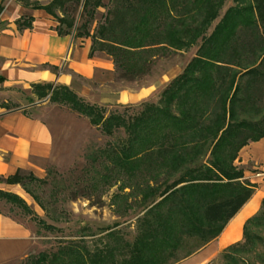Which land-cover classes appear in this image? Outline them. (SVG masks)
Instances as JSON below:
<instances>
[{
	"label": "trees",
	"instance_id": "16d2710c",
	"mask_svg": "<svg viewBox=\"0 0 264 264\" xmlns=\"http://www.w3.org/2000/svg\"><path fill=\"white\" fill-rule=\"evenodd\" d=\"M16 1L52 16L59 35L73 32L76 38H89L90 55H107L119 81L142 79L157 60L184 52L200 39L194 57L159 100L144 103L136 114L107 113L66 86H31L36 100L48 97L50 104L67 107L105 137L123 131L124 140L107 142L88 156L77 178L79 196L90 200L92 194L101 197L115 187L110 201L117 214L135 207H142L143 214L131 243L116 232L106 233L93 246L70 240L30 264H176L214 241L257 190L234 162L244 147L264 139V0H233L234 7L210 34L224 0H115L114 10H107L93 33L90 23L103 0H51L46 5ZM78 5L85 20L76 27L70 8ZM32 21L23 17L15 23L22 31ZM2 183L20 185L49 219L59 221L27 186L47 185V178L17 170L0 177ZM58 195L55 186L49 199L56 201ZM77 196L73 192L67 199ZM0 201L17 207L39 227L55 230L19 196L0 190ZM262 221L264 199L260 213L244 224L241 247L264 244V238L246 230Z\"/></svg>",
	"mask_w": 264,
	"mask_h": 264
},
{
	"label": "crops",
	"instance_id": "0c3cea01",
	"mask_svg": "<svg viewBox=\"0 0 264 264\" xmlns=\"http://www.w3.org/2000/svg\"><path fill=\"white\" fill-rule=\"evenodd\" d=\"M49 1L40 3L46 5ZM23 17H32V26L19 31L15 22ZM56 25V20L44 10L24 7L16 0H0V177L20 170L43 178L46 168L55 161L59 142L52 127L57 119L53 117H72L68 112L42 104L31 106L28 112L23 100L35 98L32 85L66 86L88 101L113 106L140 103L163 83L161 80L114 91L102 82L95 87L97 75L114 73L111 59L101 52L90 55L89 39L76 38L73 32L59 35ZM0 189L28 202L20 185L2 183ZM258 192L261 191L255 192L214 241L176 264H212L227 247L240 242L245 222L258 212L263 200V192L255 199ZM244 210L250 213L235 222ZM36 238L30 222L0 212V264H15L25 258Z\"/></svg>",
	"mask_w": 264,
	"mask_h": 264
},
{
	"label": "rangeland",
	"instance_id": "374dc122",
	"mask_svg": "<svg viewBox=\"0 0 264 264\" xmlns=\"http://www.w3.org/2000/svg\"><path fill=\"white\" fill-rule=\"evenodd\" d=\"M103 5V8L97 10L94 20L90 23L89 28L91 33H93L98 24L103 22L107 10H114L116 4L115 0H103ZM234 5L235 3L233 0H224L218 11L217 18L211 23L207 34L213 31L214 27L223 18L227 10L234 7ZM70 11L75 18V26L78 27L83 20H85L81 6H73L70 8ZM56 13L59 16V13ZM244 34L245 31L240 32V35ZM199 45L200 39L197 40L194 46L184 52H172L168 56L157 60L150 74L136 82L119 81L117 80V75L114 73L109 74L104 72L97 75L93 82L95 87H97L99 82H102L105 83L110 90L114 91L121 88L135 89L154 82L160 83L162 80L163 83L159 84L157 90L140 103L103 106L98 105L94 100V102H92L83 97L81 98L89 104H96L104 107L107 113L125 112L127 115L136 114L141 111L144 103H156L159 100L162 91L176 76L182 73L187 64L194 57ZM41 101L26 97L23 100V105L29 112L31 111V106L41 105L38 104ZM42 105H48L72 114V117L69 119L53 117V120L57 119V122L54 121L52 127L59 138L57 149L55 150V161L46 168L45 176L43 178H38H47L49 184L40 187L34 183L27 185L30 190L41 197L50 211L55 212L59 221L55 222L49 219L45 215V212L23 188L28 202L21 196L19 197L26 202L39 218L44 220L47 224L52 225L55 229L54 231H48L39 227L28 217H23L19 213L17 207H11V205L5 201H0L1 213L27 220L34 227L37 237L31 252L15 264H30L40 253L54 252L59 244H63L70 240L78 241L82 239L88 241V246H93L109 232H116L128 243H131L136 234V223L143 214V208L135 207L126 214L119 215L115 212V207L111 205L110 201L112 194L116 192L115 187L105 192L101 197L92 194L90 200H87L79 196L81 185L79 186L77 182V178L80 177L83 168L87 165L88 156L104 148L107 142L124 140L125 134L123 131L119 130L114 136L105 137L92 127L86 119L71 112L67 107L56 106L50 104L49 101ZM262 115H264V111L260 114V116ZM234 165L244 171V178L251 183H255L257 185L256 191L263 192L264 196V139L244 147L239 152ZM55 186L57 187L59 195L58 199L53 201L49 199V194ZM0 190L3 191L2 189ZM73 192L78 193L77 198L68 200V196ZM259 213L260 208L255 215ZM246 230L250 234H256L264 238V221L258 225L249 224L246 226ZM242 243L243 238L238 242L240 246L235 247L233 250L225 249L219 258L212 264H264V244L262 242L256 241L251 247L246 246L245 248L241 247ZM183 253L184 251L182 254ZM225 254H227L226 257H224ZM230 257L232 259H230Z\"/></svg>",
	"mask_w": 264,
	"mask_h": 264
},
{
	"label": "bare ground",
	"instance_id": "6f19581e",
	"mask_svg": "<svg viewBox=\"0 0 264 264\" xmlns=\"http://www.w3.org/2000/svg\"><path fill=\"white\" fill-rule=\"evenodd\" d=\"M124 101H125V99H124ZM260 196H261V192H258V193L256 194V196H255V199H256V198H259ZM249 213H250V212H249ZM249 213H245V210H244V211L240 214V216L236 219L235 222H238L239 219H241L242 217L248 215Z\"/></svg>",
	"mask_w": 264,
	"mask_h": 264
},
{
	"label": "water",
	"instance_id": "95a60500",
	"mask_svg": "<svg viewBox=\"0 0 264 264\" xmlns=\"http://www.w3.org/2000/svg\"><path fill=\"white\" fill-rule=\"evenodd\" d=\"M47 101H48V98H46L45 100L39 102L38 104H44V103H46Z\"/></svg>",
	"mask_w": 264,
	"mask_h": 264
}]
</instances>
